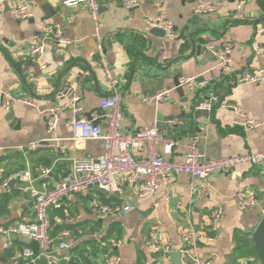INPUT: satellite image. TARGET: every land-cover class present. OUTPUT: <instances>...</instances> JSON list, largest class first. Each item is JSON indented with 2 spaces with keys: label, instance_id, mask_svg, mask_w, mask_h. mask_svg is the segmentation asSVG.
<instances>
[{
  "label": "crops",
  "instance_id": "1",
  "mask_svg": "<svg viewBox=\"0 0 264 264\" xmlns=\"http://www.w3.org/2000/svg\"><path fill=\"white\" fill-rule=\"evenodd\" d=\"M25 1L33 13L28 20L15 19L8 6L0 13V230L33 219V201L23 189L26 182L20 178L21 172L39 167L50 170L46 180L53 185L70 173L71 157L103 154L101 140L75 141L71 122L82 116L99 117L102 98L115 91L121 95L125 115L123 132L156 125L163 136L175 142L171 154L158 147L168 160L182 161L191 142L209 160L264 152V127L246 131L234 125L233 110L222 108L223 104L236 106L264 121V80L238 83L240 76L264 68V0H247L241 10L237 0H210L218 11L208 16L195 15L194 4L186 0H164L160 8L156 0H140L137 8L126 7L122 0L101 2L102 37L116 87L104 76L94 38L95 23L85 5L66 7V0ZM159 15L174 22L178 40L150 33L146 21ZM47 25H59L68 43L46 38L43 27ZM225 43L234 46L229 73L214 69L217 60L208 51L211 44ZM39 45L45 46L44 52L33 56L32 49ZM182 75L199 77L203 87L195 92L178 87L176 81ZM166 90H171L166 103H144L145 95ZM4 94L14 98L9 109L3 107ZM213 96L219 103L211 111L197 109ZM74 98L79 99V113ZM53 109L59 121L55 131L49 132ZM96 123L104 125L102 119ZM33 143L62 146L67 152L63 155L46 148L24 156L19 151ZM41 183L34 173V186L40 188ZM191 183L189 176L175 175L166 189L139 199L135 187L120 178L121 193L117 195L94 188L88 197L68 196L61 210L50 211L52 237L68 230L75 242L59 254L60 264H103L110 252L121 257V264H145L155 259L174 264L172 255L161 259L149 247V229L155 222L160 223L175 252L183 247L181 231L193 227L203 235L196 253L209 264H245L251 257L256 258L252 264H261L252 237L264 218L259 208L240 211L236 194L254 193L264 203V172L240 166L215 175L209 183L212 191L204 197L192 194ZM93 200L130 204L133 210L126 215L103 216L94 210ZM218 206L223 207L224 215L217 231L211 232V212ZM112 240L120 241L121 247L112 248ZM26 247L37 249L16 235L0 232V264H23L21 254ZM182 264L193 263L182 256Z\"/></svg>",
  "mask_w": 264,
  "mask_h": 264
},
{
  "label": "built area",
  "instance_id": "2",
  "mask_svg": "<svg viewBox=\"0 0 264 264\" xmlns=\"http://www.w3.org/2000/svg\"><path fill=\"white\" fill-rule=\"evenodd\" d=\"M116 0H66V7H77L85 5L95 23L94 38L97 41V53L103 68L104 76L111 87H116V80L113 69L106 58L104 41L102 37V25L100 20L101 2ZM128 8H137L140 0H122ZM194 4V14L208 16L218 11L217 6L210 0H186ZM247 0H237V9L241 10ZM164 0H156L157 8L162 7ZM17 20H28L33 17L30 5L25 0H0V13L6 8ZM151 29H161L170 40H178L180 33L176 30L174 22L159 15L149 18L146 21ZM46 38H50L61 44L68 41L62 36L59 25H47L43 27ZM45 50L44 45L32 49L33 56L41 55ZM234 46L231 43L222 45L211 44L208 51L216 57L215 70L229 73L232 66V54ZM264 51V49H263ZM264 80V68L258 69L255 73L244 74L239 77V84H258ZM178 87L188 88L191 92L200 90L203 83L199 77L182 75L178 78ZM171 90L163 91L156 95H145L144 103L162 105L170 98ZM23 103L33 105L30 99H20ZM14 98L7 94L2 95L3 107L9 109ZM78 98L73 99L75 112L79 113L81 108L77 105ZM219 99L213 96L210 100L204 101L197 106V109L211 111ZM101 115L97 118L88 119L84 116L72 120L73 138L77 142L88 140H101L104 145V152L101 156L93 158L71 157V171L51 185L46 179L50 170L37 168L28 169L20 173V178L26 182L24 190L33 201V219L29 222H22L17 225L8 226L0 230L5 235H16L29 244H35L37 249L26 247L22 251L23 264H60L61 252H66L74 246V240L70 231L65 230L57 238L52 237L51 210H61L63 201L70 195L88 197L91 190L97 188L108 195L114 196L121 193L118 184L120 178L125 179L135 187L139 199L154 197L161 189H166L170 179L179 174L187 175L192 179L190 190L196 197L209 195L212 187L210 179L218 174L229 173L240 166H251L259 168L264 172V152L247 153L245 155L209 160L198 148L196 143L191 142L187 146L186 154L182 161H172L165 158L158 152V147L164 148V154H171L175 142L163 136L158 127L153 125L149 128H141L133 133L123 132V121L125 119L122 108L121 95L115 91L113 94L102 98L100 102ZM222 108L231 109L236 115L234 125L244 128L246 131L264 127V121L254 119L244 113L239 107L223 104ZM102 119L104 125L96 121ZM56 109L52 110V116L48 123L49 132L55 131L58 125ZM51 148L63 155L66 154L65 147L58 145H44L33 143L26 147L19 148V151L28 156L41 149ZM3 150L0 149V156ZM34 173L42 179L41 187L34 186ZM238 208L240 211H247L259 208L264 218V203L257 195L248 192L236 194ZM96 212L103 216L126 215L133 210L130 204H103L97 200L92 202ZM224 215L223 207L218 206L211 212L210 231L216 232ZM203 238L200 231L193 227L181 231L183 247L180 250L182 256L187 257L193 264H209L196 253L199 241ZM211 240V239H209ZM112 248L121 247V242L110 241ZM149 247L159 254L161 259L169 258L174 251L170 241L161 230V225L155 222L149 229ZM162 260L146 261L145 264H161ZM255 257L247 259L245 264H252ZM121 257L114 252L104 256L103 264H121Z\"/></svg>",
  "mask_w": 264,
  "mask_h": 264
},
{
  "label": "water",
  "instance_id": "3",
  "mask_svg": "<svg viewBox=\"0 0 264 264\" xmlns=\"http://www.w3.org/2000/svg\"><path fill=\"white\" fill-rule=\"evenodd\" d=\"M150 33L155 37H165V32L161 29H156V28L151 29ZM195 48L197 50V54H199L200 47L197 46ZM213 57L215 60H217L215 56ZM176 85H178V79L176 81ZM252 238H253L255 253L258 259L260 260L261 264H264V219H262L259 226L256 228ZM172 257L174 259V264H182V254L180 252H173Z\"/></svg>",
  "mask_w": 264,
  "mask_h": 264
},
{
  "label": "trees",
  "instance_id": "4",
  "mask_svg": "<svg viewBox=\"0 0 264 264\" xmlns=\"http://www.w3.org/2000/svg\"><path fill=\"white\" fill-rule=\"evenodd\" d=\"M4 201H7V198L4 199ZM39 264H46L45 262H40ZM70 264H75V263H70Z\"/></svg>",
  "mask_w": 264,
  "mask_h": 264
}]
</instances>
